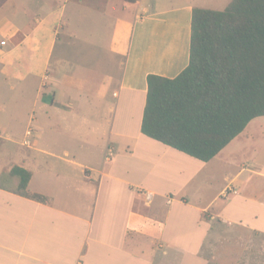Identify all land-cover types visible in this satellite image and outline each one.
<instances>
[{"label": "crops", "instance_id": "1", "mask_svg": "<svg viewBox=\"0 0 264 264\" xmlns=\"http://www.w3.org/2000/svg\"><path fill=\"white\" fill-rule=\"evenodd\" d=\"M230 2L52 0L20 24L0 20V80L22 117L0 173L29 170L27 190L48 198L0 187V264H210L224 223L264 234V116L208 161L141 129L148 75L189 64L193 8ZM77 19L96 27L84 45ZM228 185L238 193L224 198Z\"/></svg>", "mask_w": 264, "mask_h": 264}, {"label": "trees", "instance_id": "2", "mask_svg": "<svg viewBox=\"0 0 264 264\" xmlns=\"http://www.w3.org/2000/svg\"><path fill=\"white\" fill-rule=\"evenodd\" d=\"M191 30L188 66L174 78L148 75L141 129L208 161L264 116V0H231L223 10L194 7ZM30 177L13 166L0 173V187L47 201L27 190Z\"/></svg>", "mask_w": 264, "mask_h": 264}, {"label": "rangeland", "instance_id": "3", "mask_svg": "<svg viewBox=\"0 0 264 264\" xmlns=\"http://www.w3.org/2000/svg\"><path fill=\"white\" fill-rule=\"evenodd\" d=\"M52 0H0V20L8 18L15 24H20L23 18H33L39 13L40 3ZM25 13V14H24ZM78 20V21H77ZM73 24L75 30H78V39L75 41L78 45H84L82 41L86 32L95 30L88 20L80 21L77 19ZM80 39V40H79ZM1 40V35H0ZM61 44L57 46L60 48ZM69 56H75V59H83L88 53L76 52L68 53ZM95 54V53H94ZM88 55L87 57H90ZM16 90L2 87L0 80V161L8 162L12 160L17 145L7 141L9 128L20 124L22 117L16 118V106L18 104ZM29 107L25 109V120ZM30 112V111H29ZM261 224V223H260ZM229 223H224V229L219 238L213 241L210 250L205 251V256L210 260V264H264V234L257 235L245 229L236 227L230 228Z\"/></svg>", "mask_w": 264, "mask_h": 264}, {"label": "built area", "instance_id": "4", "mask_svg": "<svg viewBox=\"0 0 264 264\" xmlns=\"http://www.w3.org/2000/svg\"><path fill=\"white\" fill-rule=\"evenodd\" d=\"M5 44V40H1L0 41V45H4ZM34 127L30 124L25 132V136L22 140L23 145L25 146H30L31 145V138L34 135ZM0 136H2V133L0 131ZM138 191H140L144 198L145 201L150 202L153 198V193L151 191L145 190V189H138ZM238 193V190L236 188H234L233 186H226L222 192H221V196L224 198H229L232 195H236ZM168 203L171 202V197L168 198Z\"/></svg>", "mask_w": 264, "mask_h": 264}]
</instances>
